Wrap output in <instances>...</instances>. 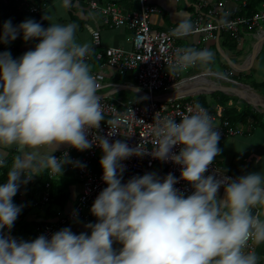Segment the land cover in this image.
<instances>
[{"label":"clouds","instance_id":"9594fccd","mask_svg":"<svg viewBox=\"0 0 264 264\" xmlns=\"http://www.w3.org/2000/svg\"><path fill=\"white\" fill-rule=\"evenodd\" d=\"M42 19L49 22L47 15ZM77 27L49 23L44 28L33 19L16 26L7 20L0 27L2 44L21 34L24 42L39 41L18 58L0 52V167L6 163L5 149L18 153L0 182V264H258L259 257L247 248L249 240L264 244V219L253 211L264 208V175L205 176L220 154V132L199 104L179 122L158 119L152 129L156 148L150 151L154 159L180 166L179 179L191 185V194L175 187L179 180L172 173L161 178L149 172L122 183V162L149 151L140 144L132 148L120 140L88 138L104 114L87 63L92 49L77 42ZM192 29L182 20L174 34L186 36ZM213 62L211 51L188 48L171 67L175 72L195 65L208 68ZM65 144L77 151L96 144L103 153L99 163L106 187L90 208L97 222L85 224L88 231L79 234L65 227L50 237H12L23 207L13 198L22 184L41 170L62 176L67 164L85 167L66 151L53 155ZM221 187L223 199L217 195ZM72 215L77 216L75 210Z\"/></svg>","mask_w":264,"mask_h":264},{"label":"crops","instance_id":"0c3cea01","mask_svg":"<svg viewBox=\"0 0 264 264\" xmlns=\"http://www.w3.org/2000/svg\"><path fill=\"white\" fill-rule=\"evenodd\" d=\"M89 1L96 0H69L67 6L64 5L63 0H46V6L40 14L42 17L45 15L49 17V22L44 20L47 27L49 23H75L78 26L76 39L80 44L87 43L91 46L92 32L99 31L101 48L121 47L128 49L129 44L126 38L129 35V31L126 28L109 29L103 26L99 17L88 10L87 2ZM97 1L102 5L105 0ZM131 1L135 2V0ZM148 1L150 5L159 10L158 14L151 18L150 29L153 32L176 30L178 23L182 20L191 23L195 15V7L199 5L203 7V12L212 11L213 19L221 22L233 17L245 16L241 14L244 8H241L240 3L227 0ZM262 29L264 31V24H262ZM223 35L228 37V35L222 34L215 40L204 41L201 36H191L180 40L179 44L186 49H207L213 53L214 58L219 55L222 60L218 61L217 59L216 63L213 62L208 68L198 65L196 69L189 70L190 73L186 78L182 79L181 77L177 85L167 93L172 99L181 98L195 104L203 102L202 104L210 109L215 117L226 121L228 120L224 118L225 109L234 108L237 112V117L243 119L236 125L228 122L244 134L243 136L219 140L220 154L214 158L213 163L216 164L222 173L234 178L259 171L264 175V34L258 37L253 31L244 32L241 36V44L238 47L232 42L231 44H223V38L221 37ZM36 44L33 46L22 44L17 47L7 45L8 47L6 48L8 49L0 47V52L8 51L13 58H18L25 52L34 49ZM88 65L93 78L96 75H100L99 70L96 71L93 63ZM103 75H105L103 80L106 83L112 81V79L109 80L108 78L109 74ZM106 91L107 89L103 90V93ZM116 94L117 92L112 95L120 98ZM222 98L229 99L224 106L222 105ZM247 106L253 115L257 114L263 117V120L260 122L258 120L251 121L253 118L245 112ZM70 148L66 144L61 145L53 154ZM5 151L7 158L5 166L0 167V169L3 168L2 171L9 170L14 157L18 155L14 148L5 149ZM66 169L68 170V168ZM94 170L102 172L98 160L94 162ZM45 171L41 170L37 173L39 176H34L32 179H38ZM26 175H31V173L26 172ZM66 175L64 168L62 176H59L56 182L61 177L65 178ZM23 178L22 176L21 179ZM68 178L71 177L69 176ZM127 180L123 178L122 183L127 182ZM62 183L65 184V182ZM28 186V183L22 184L17 192L19 200L22 201V209L26 212L22 220L17 218L10 232L12 237L26 241L32 238L33 231L37 226L51 224L61 216L68 214L81 191L80 184L76 180L74 186L69 188V196L63 209L57 210L51 204H40L38 207H34L33 203L41 187L38 188L36 185L29 194L26 192ZM59 188L61 189V186ZM217 195L219 199H223L224 189L220 188ZM27 197L31 199L27 200ZM261 219H264V216ZM96 222L97 218L89 212L86 220L73 221L65 227H70L74 233L79 234L88 231L84 227L85 224H94ZM113 247L118 249L120 245L114 243ZM254 252L259 257L258 264H264V244L257 245L254 243Z\"/></svg>","mask_w":264,"mask_h":264},{"label":"built area","instance_id":"2783aa9c","mask_svg":"<svg viewBox=\"0 0 264 264\" xmlns=\"http://www.w3.org/2000/svg\"><path fill=\"white\" fill-rule=\"evenodd\" d=\"M241 4L242 8L247 5V0H227ZM119 0H105L101 5L98 1L87 2L88 10L96 14L102 25L109 28L126 27L130 31L126 40L129 48L111 47L98 51L100 46V33L94 31L91 34L92 51L87 57V62L93 58L96 62H105V66L112 70L113 74L132 77L135 80L136 88L148 92L166 94L181 79V72L194 70L198 65L187 67L183 70L172 71V65L176 62L177 57L182 54L184 48L180 47L178 42L183 38L193 35L201 36L204 41L215 40L220 33H225L231 41L238 47L241 44V36L244 32L253 31L258 37L264 34L262 24H264V5L262 9L252 16H237L225 22H218L213 19V13L210 10L203 12L202 6L195 7L194 19L191 22L193 29L189 35L177 36L172 31L153 32L150 29L152 16L158 14L159 10L150 5L148 0H136V9L126 10L118 4ZM46 4L35 6L33 3L22 2L21 8L29 14L41 13ZM97 92L105 88L103 85V76L94 77ZM101 106L104 114V120L94 131H89L88 138L93 136L104 137L109 142L120 140L135 148L140 144L149 154L143 157L132 156L122 162L125 167L123 177L131 178L132 176L144 175L153 172L159 177H164L172 173L178 178L179 182L175 187L185 195L191 194V185L180 177V166L171 161L162 162L154 159L150 151L156 148V137L153 134V125L158 119L165 117L175 119L179 122L184 115H188L189 109L195 107V103L181 98L171 100H150L144 104L132 101H123L121 99L109 100L101 96ZM204 108L212 117L213 122L220 132V140L241 136L242 132L229 124L228 121L215 117L211 110ZM110 130L117 131L115 135L108 136ZM180 146H174L173 151L177 152ZM67 152L72 161H80L85 167H73L67 164L68 170H72L81 184V193L76 200L71 212L66 217H62L58 222L52 224H43L36 227L35 238L40 235L50 237L60 227L76 220H86L90 208L101 190L106 187L102 181V172H95L92 163L96 154L101 151L96 144L89 150L77 151L75 148L65 149L53 154L56 157L62 156ZM102 152V151H101ZM74 153V154H73ZM48 172V171H47ZM228 176L223 174L216 164L209 166L205 176ZM58 175H49V179L56 178ZM234 178V177H232ZM48 185H46V188ZM223 188V187H222ZM48 193L41 195V203L48 201ZM76 211L77 216L72 215ZM260 218L264 216V210L257 208L253 210ZM254 241L249 240L247 251H254Z\"/></svg>","mask_w":264,"mask_h":264},{"label":"trees","instance_id":"16d2710c","mask_svg":"<svg viewBox=\"0 0 264 264\" xmlns=\"http://www.w3.org/2000/svg\"><path fill=\"white\" fill-rule=\"evenodd\" d=\"M45 1L46 0H0V27H2L4 22L7 20H11L12 24L14 26H16V25H19L21 22H23L26 19H33L34 21L41 23L44 28H47V26L44 22V19H42V15L40 13L29 14L21 8L22 2H28V4L33 3L35 6H40L42 3H45ZM119 4L124 9H126L128 11L136 9V3L134 1H131V0H120ZM263 4H264V0H247V5L241 11V14H243L245 16H252V15L258 13V11L260 10V8ZM221 37L223 38V42H224L223 44H231V41L228 37H226L225 35H223ZM38 42H39L38 40L24 42L22 39V34H21V36H18L17 39L15 41H12L11 43H8V44L0 43V47L3 49H8V48H6V47H8L7 45H13V47H17L18 45H22V44H28L30 46H33L34 44H36ZM89 63H93L95 65L96 71H98V69L101 67V65H100L101 62L98 64L93 58H91V61ZM128 80H129V78L121 77L120 75H116V76L112 77L113 82L120 83V84L125 83ZM228 100L222 98V101H223L222 105L223 106L226 105ZM202 103L203 102H200L198 104L204 106V104H202ZM245 112L247 113V115H250V117L253 118V120H251V121L258 120V122H260L259 121L260 116L257 114L253 115L252 111L248 108V106H247V109L245 108ZM246 113H245V115H246ZM224 116H225L224 118L227 119L233 125L238 124L243 119V118L237 117V112L234 108H226ZM64 168H65L67 175L65 178L64 177L59 178V180H57L58 182H56V180L51 181L46 172L41 174L40 177H38V179H30V182H28V185H31V186L37 185V186L41 187V189H42L43 185H45L46 183H49V185H50V188H49V204H51L57 210L63 209L65 201L67 200V197L69 196L68 195V193L70 192L69 188L74 186L75 181L77 180L74 177L72 171L66 169L67 166H64ZM2 169L3 168L0 169V172H1L0 173V180H1V182H4L7 178V172L6 171H8V170L2 171ZM69 176L71 178H68ZM126 179H128V178H126ZM62 182H65V184H63ZM59 186H61V189L59 188ZM30 199H31L30 197L29 198L27 197V200H30ZM13 202L16 205H22V201L19 200V197L17 194L13 198ZM25 212L26 211H24L22 209L20 215L18 216V218H20V220L23 219Z\"/></svg>","mask_w":264,"mask_h":264},{"label":"bare ground","instance_id":"6f19581e","mask_svg":"<svg viewBox=\"0 0 264 264\" xmlns=\"http://www.w3.org/2000/svg\"><path fill=\"white\" fill-rule=\"evenodd\" d=\"M120 1V0H119ZM149 2V1H148ZM135 3H136V0H135ZM234 3H236V2H234ZM118 4H119V2H118ZM120 5V4H119ZM242 8V7H241ZM234 18V17H233ZM194 19V18H193ZM232 19V18H231ZM230 20V19H229ZM193 21V20H192ZM216 21H218V20H216ZM228 21V20H227ZM219 22V21H218ZM221 22V21H220ZM225 22V21H224ZM122 28H126V27H122ZM113 29H116V28H113ZM117 29H121V28H117ZM128 30V29H127ZM129 31V30H128ZM152 31V30H151ZM168 31H172V30H168ZM155 32H159V31H155ZM129 34H130V31H129ZM222 34H225V33H220L219 34V36L220 35H222ZM227 35V34H226ZM193 36H197V35H193ZM219 36L217 37V38H219ZM191 37V36H190ZM188 38V37H187ZM216 38V39H217ZM184 39V38H183ZM182 40V39H181ZM230 41H231V39H230ZM179 42H180V40H179ZM179 42H178V44H179ZM232 42V41H231ZM233 43V42H232ZM235 45V44H234ZM179 46L180 47H182L180 44H179ZM111 48V47H110ZM182 48H184V49H186L185 47H182ZM102 49H105V48H101V44H100V46H99V48L97 49V52L98 51H102ZM91 61V60H90ZM90 61H88L87 63H89ZM98 64L100 63V62H97ZM101 66L103 65V66H105V62L104 61H102L101 62V64H100ZM106 67V66H105ZM107 69L108 70H110V71H112L111 69H109L108 67H107ZM187 71V70H186ZM184 72V71H183ZM116 75H118V74H113L112 73V77H114V76H116ZM121 76V75H120ZM121 77H126V78H129V80L128 81H126L125 83H122V84H120V83H116V82H113V81H110V82H108V83H106L105 82V80H103V85H105V88H103V89H101L100 91H98L97 92V95H101V96H105V97H107L109 100L111 99V100H115V99H121V100H123V101H132V102H136V103H139V104H144V103H146V102H149L151 99L152 100H163V101H165V100H171L172 98L171 97H169V95H168V93H166V94H159V93H154L153 95H150L148 92H145V91H141V90H139V89H137L136 88V83H135V80L132 78V77H128V76H121ZM181 77H182V73H181ZM110 80V79H109ZM180 81V80H179ZM178 83V82H177ZM130 88H134V89H137L138 91H140V92H142V93H144V94H146V95H148L149 96V100H147V101H145V100H143V99H139V98H137L138 100H131V99H122V98H117V97H115L114 95H112L113 93H118V92H120V91H125V92H129V89ZM105 89H107V91L105 92V93H103V90H105ZM129 93H131V92H129ZM132 94V93H131ZM134 95V94H133ZM134 96H136V95H134ZM136 97H138V96H136ZM249 97V96H248ZM251 100H253L251 97H249ZM140 100V101H139ZM197 105V104H196ZM200 106H202V105H200ZM203 107H205V106H203ZM213 114V113H212ZM214 115V114H213ZM241 131V130H240ZM242 132V131H241ZM243 132H242V135L241 136H243ZM232 138H234V137H232ZM99 152H101V151H99ZM74 154V153H73ZM94 162H95V160L93 161V163H92V168H93V170H94ZM65 166H67V165H65ZM72 171V170H71ZM95 171V170H94ZM47 174H48V172H47V170L45 171ZM73 172V171H72ZM96 172V171H95ZM153 172H154V170H153ZM73 174H74V177L77 179V177H76V175H75V173L73 172ZM224 174V173H223ZM227 175V174H226ZM60 175H58L56 178H53V179H50L51 181H53V180H56L58 177H59ZM229 176V175H228ZM123 178H126V177H123ZM128 179H130V178H128ZM77 181H78V179H77ZM28 182H30V180L28 181ZM27 182V183H28ZM78 183L80 184V182L78 181ZM46 185H48V187L46 188ZM36 185H34V186H31V185H29L27 188H26V192L27 193H31L32 192V190H33V188L35 187ZM80 187H81V184H80ZM38 188H40L39 186H38ZM49 188H50V185H49V183H46L45 185H43V187H42V189H39L40 191L38 192V196H37V198L35 199V202L33 203V205H34V207H38L40 204H42V205H47V204H49V199H48V201L46 202V203H41V195H42V193H44V192H47L48 193V197H49ZM222 188V187H221ZM80 193H81V191H80ZM80 195V194H79ZM79 195L77 196V198L75 199V201H74V204L76 203V200L78 199V197H79ZM74 204H73V206H74ZM73 208V207H72ZM72 210V209H71ZM71 210H70V212H71ZM69 214V213H68ZM68 214H66V215H64V216H61L60 218H64V217H66ZM60 218H58L57 220H55L53 223H55V222H58V220L60 219ZM262 218V217H261ZM76 221H80V220H76ZM71 222H73V221H71ZM71 222H69V223H67L66 225H64L63 227H60V229H62V228H64L65 226H67L68 224H71ZM52 224V223H51ZM43 225V224H42ZM39 226H41V225H39ZM59 229V230H60ZM35 232H36V228H35V230L33 231V236H32V238H30L29 240H32V239H34V237H35Z\"/></svg>","mask_w":264,"mask_h":264},{"label":"rangeland","instance_id":"374dc122","mask_svg":"<svg viewBox=\"0 0 264 264\" xmlns=\"http://www.w3.org/2000/svg\"><path fill=\"white\" fill-rule=\"evenodd\" d=\"M251 50V49H250ZM263 50H264V46H263ZM217 59H218V61L219 60H222L221 58H220V56L219 55H217V57L215 56V58H214V63H216V61H217ZM226 65H228L227 63H226ZM229 66V65H228ZM99 71L98 72H100L99 74L100 75H102V76H104L105 77V75H103V74H109V79H112V71H110V70H108L107 69V67H105V66H101L99 69H98ZM182 73V79H184V78H186V76L190 73L189 72V70H188V72L187 71H184V72H181ZM235 74V73H234ZM181 80V79H180ZM117 96H119L120 98H122V99H131V100H138L137 98H139V97H136V96H134V95H132L131 93H129V92H125V91H120V92H118L117 94H116ZM140 99V98H139ZM140 101V100H139ZM263 120V117H260L259 118V121H262ZM103 155V153L102 152H98L97 154H96V156H95V161L96 160H98V161H100V158H101V156ZM154 172H155V170H154ZM261 210L263 211L264 210V208H261Z\"/></svg>","mask_w":264,"mask_h":264},{"label":"water","instance_id":"95a60500","mask_svg":"<svg viewBox=\"0 0 264 264\" xmlns=\"http://www.w3.org/2000/svg\"><path fill=\"white\" fill-rule=\"evenodd\" d=\"M129 92H131L132 94L138 96L139 98H141V99H143L145 101L149 100V96L148 95H146V94L138 91L137 89L130 88L129 89Z\"/></svg>","mask_w":264,"mask_h":264}]
</instances>
